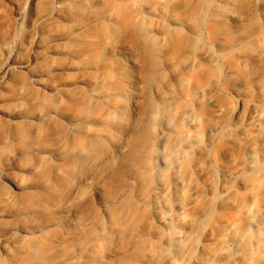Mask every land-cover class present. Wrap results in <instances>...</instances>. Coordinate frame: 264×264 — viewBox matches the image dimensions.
<instances>
[{
	"label": "rangeland",
	"instance_id": "obj_1",
	"mask_svg": "<svg viewBox=\"0 0 264 264\" xmlns=\"http://www.w3.org/2000/svg\"><path fill=\"white\" fill-rule=\"evenodd\" d=\"M255 108L264 0H0V258L264 264ZM164 130L179 171L153 151ZM233 226L248 239L222 257Z\"/></svg>",
	"mask_w": 264,
	"mask_h": 264
},
{
	"label": "bare ground",
	"instance_id": "obj_2",
	"mask_svg": "<svg viewBox=\"0 0 264 264\" xmlns=\"http://www.w3.org/2000/svg\"><path fill=\"white\" fill-rule=\"evenodd\" d=\"M219 110L222 111L223 108H220ZM253 112H257L260 117L263 116V114H264V111L259 112V111H257L256 108L253 109ZM159 116H160V112H156L155 115H154L156 121L158 120V117ZM162 119H163V121L166 124H168L171 121V115L167 112V110H166V113L164 112V116H163ZM190 121L193 124H195V122H196L194 117H191L190 118ZM245 132H246L245 129H242L240 131V133H242V134H245ZM158 139H159V142L157 144L154 143L153 151H156V152L159 153V149L161 147H164V148L167 147L168 144L170 143V141L168 140V136H167L165 130L161 134L159 133V138ZM95 145H96L95 143H92L90 145H88V144L87 145H82V149H83V151L91 152L92 149L95 147ZM119 148L120 149H117L119 151L120 150H122V151L125 150V146L124 145H120ZM166 149L168 150V148H166ZM176 150H179V149H177L176 147H172V148H170L165 153H161V154L159 153L158 154V161L161 162V163H163V164H166V165L170 163L169 165H171L172 167H175L176 171H179L180 168H181L180 159L179 158H176L175 160H173L172 162H170L169 161V158H168V155L176 152ZM262 155H264V153ZM257 159H258V153L256 151L252 150V151L248 152V154L245 156V159L244 160H246L249 163H255L257 161ZM92 164L94 165V167H97V164L96 163H92ZM99 164L100 163H98V165ZM237 173H238V171L232 172V174L230 176L233 177ZM184 183H185V180L182 177L179 176V177L176 178L175 184L177 186L184 185ZM160 185H161L162 189L164 190V192L165 191L168 192L169 185L167 184V182L162 181L160 183ZM209 185H210V187H212V182H210ZM262 187H264V182L262 184ZM192 192L193 193L196 192L195 191V188L192 189ZM167 201H168V199H167V197H165V199L163 200L162 203L164 205H166L167 204ZM248 227L250 229L254 230L255 232L260 233V234L264 233V215H261L259 217H250L249 220H248ZM229 230L232 233H234V234H233V236L230 239L225 240L223 242L222 254H221L222 257H228V256H230L232 254L233 251L241 249V246H243L246 243V240L248 239V236H247L248 235V232L247 231H239V232H237V230L235 229L234 226L233 227H230ZM185 237H187V236L186 235H176L175 236V239L176 240H182ZM261 238L264 240V234H262V237ZM4 242H6V241H4ZM193 247L194 246H190V248L184 254H182L181 260L183 262L185 260H187V258L190 256V253L192 252Z\"/></svg>",
	"mask_w": 264,
	"mask_h": 264
},
{
	"label": "clouds",
	"instance_id": "obj_3",
	"mask_svg": "<svg viewBox=\"0 0 264 264\" xmlns=\"http://www.w3.org/2000/svg\"><path fill=\"white\" fill-rule=\"evenodd\" d=\"M251 6L254 7V5H251ZM254 22H256V21H254ZM21 247H27V245H17V248H21ZM8 251L12 256V259L0 258V264H17L16 252H14L12 248H9Z\"/></svg>",
	"mask_w": 264,
	"mask_h": 264
}]
</instances>
